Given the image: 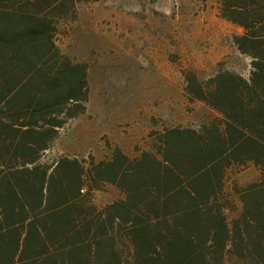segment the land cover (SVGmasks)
Wrapping results in <instances>:
<instances>
[{"label":"trees","instance_id":"16d2710c","mask_svg":"<svg viewBox=\"0 0 264 264\" xmlns=\"http://www.w3.org/2000/svg\"><path fill=\"white\" fill-rule=\"evenodd\" d=\"M75 0H0V264H264V0H220L242 31L248 78L220 69L186 75L190 99L221 117L200 129L151 132L132 157L42 160L60 129L87 111L88 67L63 54L54 20ZM253 162L261 177L234 185L227 170ZM111 183L123 198L98 206Z\"/></svg>","mask_w":264,"mask_h":264},{"label":"rangeland","instance_id":"374dc122","mask_svg":"<svg viewBox=\"0 0 264 264\" xmlns=\"http://www.w3.org/2000/svg\"><path fill=\"white\" fill-rule=\"evenodd\" d=\"M53 25L61 52L87 64L90 92L86 113L70 119L44 153L48 163L65 154L87 166L92 158L110 159L117 146L140 156L154 130L200 129L221 117L189 98L186 75L206 81L228 69L250 76L251 58L234 42L242 29L222 17L220 0H75ZM260 177L253 162L227 170L230 220L242 208L234 185ZM123 196L111 183L91 193L98 206Z\"/></svg>","mask_w":264,"mask_h":264},{"label":"crops","instance_id":"0c3cea01","mask_svg":"<svg viewBox=\"0 0 264 264\" xmlns=\"http://www.w3.org/2000/svg\"><path fill=\"white\" fill-rule=\"evenodd\" d=\"M85 113H86V112H85ZM85 113H83V114H85ZM80 115H82V114H80ZM80 115H79V116H80ZM77 117H78V116H77ZM75 118H76V117H75ZM58 137H59V136H58ZM58 137H57V138H58ZM57 138H56V139H57ZM56 139H55V140H56ZM55 140H54V141H55ZM53 143H54V142H53ZM53 143H52V145H53ZM52 145H51V147H52ZM51 147H50V148H51ZM50 148H49V149H50ZM49 149H48V150H49ZM46 151H47V150H46ZM64 155H65V154H64ZM60 156H62V155H60ZM60 156H58V157H60ZM69 156H70V155H69ZM58 157H57V158H58ZM71 157H73V156H71ZM57 158H56V159H57ZM42 160L45 161V160H44V154H43V158H42ZM54 160H55V159H54ZM54 160H53V161H54ZM53 161H52V162H53ZM45 162H46V161H45ZM112 202H113V201H112Z\"/></svg>","mask_w":264,"mask_h":264}]
</instances>
